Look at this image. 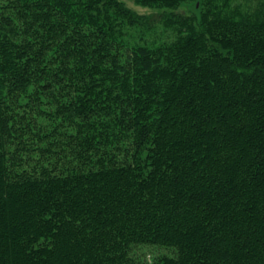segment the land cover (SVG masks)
<instances>
[{
  "label": "trees",
  "instance_id": "obj_1",
  "mask_svg": "<svg viewBox=\"0 0 264 264\" xmlns=\"http://www.w3.org/2000/svg\"><path fill=\"white\" fill-rule=\"evenodd\" d=\"M133 1L0 0V264H264V0Z\"/></svg>",
  "mask_w": 264,
  "mask_h": 264
},
{
  "label": "rangeland",
  "instance_id": "obj_2",
  "mask_svg": "<svg viewBox=\"0 0 264 264\" xmlns=\"http://www.w3.org/2000/svg\"><path fill=\"white\" fill-rule=\"evenodd\" d=\"M122 1L125 6H127L129 9L133 10L134 12L141 14V15H148L150 18H152V23H150V27L148 29H144L141 27H130L126 29L127 34L129 36V39H134V41L141 42L140 40L143 39L148 42H167L171 41L175 37V31L170 28L166 27L163 24L164 16L162 14H167L171 10L164 9V8H149L144 7L141 5L136 4L133 0H120ZM236 3H241L245 5H253L255 3V0H233ZM198 10V6L195 3H185L180 5L174 12L182 13V14H192L196 13ZM29 115H34V118H32V121L36 123V128H34V131H37V127L39 125H44L45 120L38 117L31 111H27ZM20 125H23V122H21ZM47 125V124H46ZM47 127V126H46ZM32 128V127H31ZM42 133V132H41ZM59 137H57L58 139ZM52 148V146H49ZM131 254L139 259L142 262H145V264H153L154 261L157 260L159 256L165 255V254H171V252L163 247L156 246V245H137L131 250Z\"/></svg>",
  "mask_w": 264,
  "mask_h": 264
}]
</instances>
